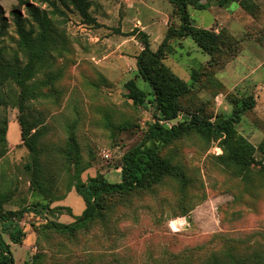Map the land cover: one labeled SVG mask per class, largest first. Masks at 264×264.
<instances>
[{
  "label": "rangeland",
  "instance_id": "rangeland-1",
  "mask_svg": "<svg viewBox=\"0 0 264 264\" xmlns=\"http://www.w3.org/2000/svg\"><path fill=\"white\" fill-rule=\"evenodd\" d=\"M20 0H0V53L6 61L27 59L11 12ZM51 20L46 61L30 82L34 92L19 108V90H7L0 107V129L7 146L0 159V193L6 211L21 212L24 237L10 241L14 264H232L264 261V179L259 167L241 176L226 164L220 140L190 134L159 146L160 157L183 171L186 187L166 179L149 191L104 199V217L87 231L63 236L50 223L69 225L82 216L86 203L76 183L104 178L121 181L123 155L139 144L154 123V107L137 109L125 98L126 83L139 78L137 57L143 47L128 36L138 28L157 51L180 17L168 0H91L86 23L72 7L62 15L35 0ZM207 11L188 12L193 25L222 39L212 59L190 38L171 39L164 65L188 84L174 126L192 115L211 122L233 118L241 104L255 107L235 125L256 149L264 145V0H231ZM28 30L39 35L27 9L20 8ZM151 96H149L150 98ZM152 98V97H151ZM20 121L39 133L35 154L23 143ZM0 145V150H1ZM258 160L264 156L256 153ZM174 223V225H173ZM1 231V225H0Z\"/></svg>",
  "mask_w": 264,
  "mask_h": 264
},
{
  "label": "trees",
  "instance_id": "trees-1",
  "mask_svg": "<svg viewBox=\"0 0 264 264\" xmlns=\"http://www.w3.org/2000/svg\"><path fill=\"white\" fill-rule=\"evenodd\" d=\"M91 0H35L41 6L52 9V15H62L61 7H72L82 19L90 24L94 22L89 10ZM180 17V27L169 29L164 41L157 51H153L150 37L138 28L128 36L138 39L143 49L137 57L139 78L149 85L150 92L141 89L137 80L126 83L128 94L125 98L132 101L137 109L154 107V123L149 127L142 141L128 150L122 157L121 181L110 183L104 178L90 179L87 183L80 180L76 183V192L86 203V210L74 223L69 225L50 223L49 227L56 233L73 237L80 232L87 231L90 226L103 219L104 199L116 195L129 196L136 192H145L162 184L166 179L177 181L186 187V176L181 169L171 164L169 160L160 157L159 146H166L190 134H196L204 140H220V147L224 154L226 164L233 167L244 176L253 167H259L264 179V159L258 160L256 153L264 156V145L256 149L249 141L238 134L235 125L241 120L242 114L255 107V99L245 100L234 113L233 118L211 122L201 115H192L190 119L166 127L162 122L175 121L182 109L180 100L189 92V86L180 80L163 60L168 43L171 39H192L197 46L210 57L215 58L222 50V39L234 41L228 35H217L214 32L197 28L188 12L190 6L198 11H207L214 4L217 7H226L231 0H168ZM20 8H26L34 24L38 27L39 35L34 37V31L28 30L27 22L23 18L20 8L12 10L11 15L19 36L18 48L27 59L25 66H21L19 59L6 61L0 53V107L8 106L9 97L7 90H19L18 104L22 108L24 102L33 97L34 92L29 88V83L40 72L46 61L50 43L51 20L46 10H41L28 1H19ZM2 9L0 8V15ZM149 96H151L149 98ZM12 100V99H11ZM21 137L26 148L35 154L36 167L40 166L37 159V143L41 135L37 132L31 135L33 126H26L20 121ZM0 159L4 156L7 146V128L0 129ZM7 200L0 193V264H14V257L10 246L4 241L2 231L8 234L10 241L20 245L24 237L19 221L25 213L38 212V208L30 207L21 212L6 211L4 206ZM232 264H247L246 262ZM249 264H264V261L250 262Z\"/></svg>",
  "mask_w": 264,
  "mask_h": 264
},
{
  "label": "bare ground",
  "instance_id": "bare-ground-1",
  "mask_svg": "<svg viewBox=\"0 0 264 264\" xmlns=\"http://www.w3.org/2000/svg\"><path fill=\"white\" fill-rule=\"evenodd\" d=\"M173 225H174V223H173Z\"/></svg>",
  "mask_w": 264,
  "mask_h": 264
}]
</instances>
